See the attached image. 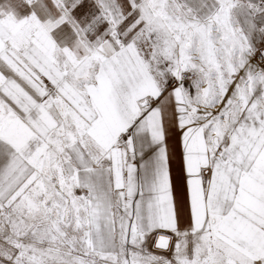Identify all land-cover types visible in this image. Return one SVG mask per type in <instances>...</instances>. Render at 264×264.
I'll return each instance as SVG.
<instances>
[{
    "label": "snow or ice",
    "instance_id": "1",
    "mask_svg": "<svg viewBox=\"0 0 264 264\" xmlns=\"http://www.w3.org/2000/svg\"><path fill=\"white\" fill-rule=\"evenodd\" d=\"M0 264H264V0H0Z\"/></svg>",
    "mask_w": 264,
    "mask_h": 264
}]
</instances>
